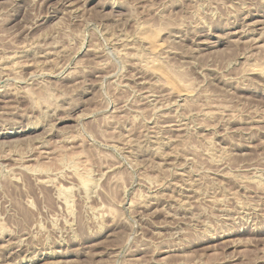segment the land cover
Returning <instances> with one entry per match:
<instances>
[{
    "label": "rangeland",
    "instance_id": "obj_1",
    "mask_svg": "<svg viewBox=\"0 0 264 264\" xmlns=\"http://www.w3.org/2000/svg\"><path fill=\"white\" fill-rule=\"evenodd\" d=\"M0 264H264V0H0Z\"/></svg>",
    "mask_w": 264,
    "mask_h": 264
},
{
    "label": "bare ground",
    "instance_id": "obj_2",
    "mask_svg": "<svg viewBox=\"0 0 264 264\" xmlns=\"http://www.w3.org/2000/svg\"><path fill=\"white\" fill-rule=\"evenodd\" d=\"M13 134H15V133H13Z\"/></svg>",
    "mask_w": 264,
    "mask_h": 264
}]
</instances>
